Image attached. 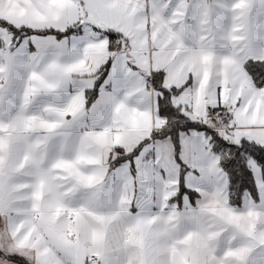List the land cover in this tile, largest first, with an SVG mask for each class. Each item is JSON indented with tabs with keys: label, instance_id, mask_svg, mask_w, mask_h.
Instances as JSON below:
<instances>
[{
	"label": "snow or ice",
	"instance_id": "1",
	"mask_svg": "<svg viewBox=\"0 0 264 264\" xmlns=\"http://www.w3.org/2000/svg\"><path fill=\"white\" fill-rule=\"evenodd\" d=\"M0 264H264V0H0Z\"/></svg>",
	"mask_w": 264,
	"mask_h": 264
}]
</instances>
